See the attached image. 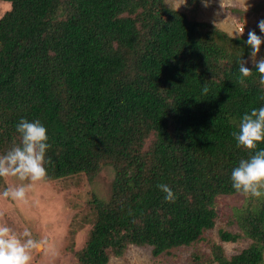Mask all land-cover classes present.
<instances>
[{
	"label": "trees",
	"instance_id": "obj_1",
	"mask_svg": "<svg viewBox=\"0 0 264 264\" xmlns=\"http://www.w3.org/2000/svg\"><path fill=\"white\" fill-rule=\"evenodd\" d=\"M4 1L11 8L0 19V155L20 143L21 119L40 120L49 177L116 170L111 200L94 197L78 264H111L130 245L158 256L206 241L217 196L237 192L231 173L251 155L232 133L245 113L264 107L254 64L239 83L243 40L163 0ZM239 225L221 229V241L244 235L247 248L228 258L213 242L210 251L194 249L190 262L263 264L264 196L251 198Z\"/></svg>",
	"mask_w": 264,
	"mask_h": 264
},
{
	"label": "rangeland",
	"instance_id": "obj_2",
	"mask_svg": "<svg viewBox=\"0 0 264 264\" xmlns=\"http://www.w3.org/2000/svg\"><path fill=\"white\" fill-rule=\"evenodd\" d=\"M223 6L222 0H209L207 7L202 0H187V5H182L178 11L186 13L194 21L215 24L226 33L245 24L241 38L244 43L240 44L248 49L246 64L252 65L251 46L246 41L248 32L253 30L264 39V33L258 27L259 21L264 20V0H223ZM10 8L8 1L0 0V19ZM260 58H264V44L257 56ZM115 174V168L107 164L93 176L80 173L55 179L47 175L27 189L22 201L5 197L3 193L10 187L31 182L20 181L16 177L0 178V225L10 227L17 234L27 229L33 240L42 242L38 249L32 251L31 264H78L77 251L90 238L94 197L111 200ZM251 198L254 197L240 192L218 195L216 225L206 232L208 238L198 246H182L155 256L149 246L130 245L123 255L112 256L111 264H193L189 260L191 252L197 247L210 251L213 242L222 246L220 249L228 258L238 254L252 240L243 235L237 241L222 242L219 231H240L239 215Z\"/></svg>",
	"mask_w": 264,
	"mask_h": 264
},
{
	"label": "clouds",
	"instance_id": "obj_3",
	"mask_svg": "<svg viewBox=\"0 0 264 264\" xmlns=\"http://www.w3.org/2000/svg\"><path fill=\"white\" fill-rule=\"evenodd\" d=\"M171 11L177 12L182 5H187V0H163ZM205 7L209 0H202ZM222 7L223 0H222ZM258 27L264 33V20H260ZM245 24L228 33L229 38H242ZM246 43L251 46L250 58L259 73V82L264 85V58L257 59L264 39L253 30L248 32ZM247 61L240 59L239 83L244 84L245 78L253 74V70L246 67ZM207 92V88L204 89ZM20 134V143L13 146L6 154L0 155V178L16 177L20 181H30L28 185H19L5 190L3 195L14 200H24L26 191L32 184L42 181L47 176L46 152L50 148L47 128L40 120L29 121L21 119L16 125ZM238 146L249 151L251 155L242 159L231 173L232 187L245 196H264V149L258 148L259 143H264V107L253 108L245 113L239 124L238 131L232 133ZM165 193V200H174V193L167 184H157ZM22 237H27L23 239ZM42 242L31 238V233L26 229L22 234L15 233L10 227L0 225V264H31L32 251L38 249Z\"/></svg>",
	"mask_w": 264,
	"mask_h": 264
}]
</instances>
